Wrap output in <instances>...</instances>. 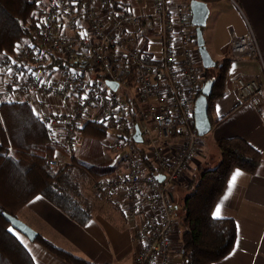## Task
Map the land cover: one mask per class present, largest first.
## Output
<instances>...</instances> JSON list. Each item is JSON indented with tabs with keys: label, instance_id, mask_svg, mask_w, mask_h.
Instances as JSON below:
<instances>
[{
	"label": "built area",
	"instance_id": "built-area-1",
	"mask_svg": "<svg viewBox=\"0 0 264 264\" xmlns=\"http://www.w3.org/2000/svg\"><path fill=\"white\" fill-rule=\"evenodd\" d=\"M136 1L140 15L128 0H35L27 38L0 58V103L31 106L49 140L64 150L46 160L51 168L70 164L86 123L102 124L107 135L100 143L120 168L95 180L92 194L133 223V264H172V187L197 152L193 105L205 73L194 54L187 2ZM145 26L160 34V51L152 56L144 53ZM230 53L263 63L250 28L232 34ZM234 86L243 101L264 91L253 78L236 77ZM161 139H176L177 150L166 153Z\"/></svg>",
	"mask_w": 264,
	"mask_h": 264
},
{
	"label": "crops",
	"instance_id": "crops-1",
	"mask_svg": "<svg viewBox=\"0 0 264 264\" xmlns=\"http://www.w3.org/2000/svg\"><path fill=\"white\" fill-rule=\"evenodd\" d=\"M199 1L209 9L206 24L202 28L204 45L218 66L232 58V34L243 36L249 28L259 47L263 63L259 59L232 58L229 61L223 85L219 88L223 95L212 100V111L208 113L211 129L200 137L197 152L187 171L181 181L172 187V195L176 199V214L178 216L182 198L188 194L185 187L191 181L195 169L202 166L214 168L218 164L216 141L224 138L243 139L260 153L262 163L253 174L239 169H233L229 174L224 190L214 205L212 216L232 219L236 226V238L232 250L213 264H264V91L257 98L243 101L234 86L236 77L253 78L264 84V0ZM185 2L186 0H172L173 5ZM127 3L135 15H140L142 10L136 0H128ZM141 32L145 40V55L152 56L159 52V32L149 30L146 26ZM194 41L196 42V38ZM195 51L201 65L197 46ZM209 74L214 79L215 69H210ZM161 144H164L162 147L169 155L179 146L176 139H161ZM104 149L99 158L104 154L108 163L117 161L114 164L117 172L120 168L118 157L110 158L109 152ZM237 171L241 175L236 177L233 184V176ZM89 193L90 196L82 200H86L90 206L91 218L83 225L71 220L41 196L27 202L17 213V218L57 248L89 264H133L137 249L133 241V223L114 204L96 198L91 191ZM218 206L220 214L216 216ZM13 233L31 255L34 264H67L37 243L29 242L15 231ZM170 244L172 264H181L178 220L177 229L170 237Z\"/></svg>",
	"mask_w": 264,
	"mask_h": 264
},
{
	"label": "trees",
	"instance_id": "trees-1",
	"mask_svg": "<svg viewBox=\"0 0 264 264\" xmlns=\"http://www.w3.org/2000/svg\"><path fill=\"white\" fill-rule=\"evenodd\" d=\"M34 1L0 0L1 55L12 53L15 45L27 38ZM229 61L214 67V83L207 98L208 113L212 111V100L223 95L219 88L223 85ZM209 78H212L209 69H205V80ZM80 133L82 143L76 151L84 148L85 159L101 157L100 141L107 135L106 128L100 123L88 122ZM215 146L219 152L218 164L214 168L195 169L185 187L188 194L179 204L181 264H213L232 250L236 238L235 223L232 219L214 218L212 210L233 169L253 174L262 163L260 153L243 139L224 138L216 141ZM58 153L64 154L63 148L49 140L29 104L20 101L0 103V264H34L2 213L17 217L27 202L41 196L71 220L83 225L91 218V209L86 201L79 199V178H98L115 171L109 163L87 166L74 155L70 157L69 165L49 167L46 160ZM33 242L67 264H89L39 235Z\"/></svg>",
	"mask_w": 264,
	"mask_h": 264
},
{
	"label": "water",
	"instance_id": "water-1",
	"mask_svg": "<svg viewBox=\"0 0 264 264\" xmlns=\"http://www.w3.org/2000/svg\"><path fill=\"white\" fill-rule=\"evenodd\" d=\"M191 15V25L195 29V38L197 51L200 57L201 65L204 69H214L216 63L209 56L202 37V28L206 24L209 15L207 5L199 0H186ZM214 83L213 78L205 80L201 91L194 101L193 105V125L198 137H203L211 129V121L208 116V96L211 92ZM107 85L112 89H116L117 84L108 82ZM135 142H141L138 127H135V134L133 136ZM157 179L162 181L163 176L158 175ZM172 201L176 204L175 196L172 195ZM3 218L10 224V227L24 236L29 242H33L37 233L22 222L19 218L13 217L6 213H2Z\"/></svg>",
	"mask_w": 264,
	"mask_h": 264
},
{
	"label": "rangeland",
	"instance_id": "rangeland-1",
	"mask_svg": "<svg viewBox=\"0 0 264 264\" xmlns=\"http://www.w3.org/2000/svg\"><path fill=\"white\" fill-rule=\"evenodd\" d=\"M1 57H3V55L0 54V58ZM1 103H3V102H1ZM103 148L104 147H102V151H103ZM197 148H198V146H197ZM104 150H106V149H104ZM72 154L75 157H77L81 163H83V164H85L87 166L96 165V164H102V163H104L106 165L108 164V159L105 157L104 154H102L103 155L102 158H99V159L98 158L95 159V157H91V156H89V159H85L86 153H85V149L84 148H82V149H80V150H78V151H76V152H74ZM109 156H110V158H113L114 155L112 153H109ZM116 163H117V161L114 162V160H113V161H110L109 165L114 166V164H116ZM205 167L206 168H210L211 166H209V167L208 166H205ZM100 177H98V178H100ZM98 178L89 177V176H85V178H83V179L82 178H79V182L78 183L80 185V191H81L80 196H79V199L82 202L84 201L82 199H84L85 197L90 196L89 191H91L92 184ZM91 193H92V191H91Z\"/></svg>",
	"mask_w": 264,
	"mask_h": 264
},
{
	"label": "snow or ice",
	"instance_id": "snow-or-ice-1",
	"mask_svg": "<svg viewBox=\"0 0 264 264\" xmlns=\"http://www.w3.org/2000/svg\"><path fill=\"white\" fill-rule=\"evenodd\" d=\"M240 175H241V173H240L239 171H237V172L234 174V176H233V184L235 183V179H236V177H238V176H240ZM230 188H231V185H230ZM37 199H39V197H37ZM219 214H220V207L218 206L217 209H216V211H215V215H216V216H219Z\"/></svg>",
	"mask_w": 264,
	"mask_h": 264
}]
</instances>
